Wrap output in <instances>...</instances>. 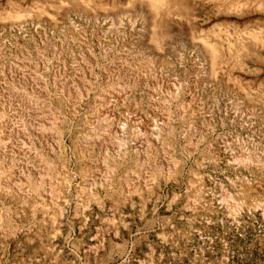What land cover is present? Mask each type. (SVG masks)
<instances>
[{
	"label": "rangeland",
	"instance_id": "1",
	"mask_svg": "<svg viewBox=\"0 0 264 264\" xmlns=\"http://www.w3.org/2000/svg\"><path fill=\"white\" fill-rule=\"evenodd\" d=\"M219 1L225 0H196L184 16L178 13L181 9L164 4L153 10L139 3L133 8L129 0H0V69L21 57L36 60L35 50L51 58L47 46L52 43L70 50L67 60L73 66L80 67L83 58L100 73L111 53L133 39L127 49L151 60L137 70H148L154 61L157 75L174 82L168 90L181 91L176 100L169 99L167 90L157 92L164 101L158 108L173 111L171 124L176 128L175 136H159V149L171 156L168 166L158 177L146 174V185L139 193L130 192L128 199L118 196L120 180L111 187L87 182L91 168L86 156L97 158L104 168L121 161L125 172L146 166L158 149H140L131 137L126 143L114 139L113 150L97 149L91 141L95 136L76 121L65 134L64 150L52 154L28 131V141L22 140L30 149L28 162L39 167L41 155L52 161L53 168L45 171L52 186L48 182L49 198L41 196L38 202L43 205L37 210L0 188V264H264V46L261 36H253L264 29V4L232 0L238 8L228 9L230 0L226 7ZM100 41L108 47L106 53L99 49ZM217 45L226 52L234 45L236 52L217 58L212 54ZM194 71L203 73L204 82L196 89L201 100L191 106L195 122L182 124L176 107L188 100L185 90L193 87ZM150 87L131 94L139 112L147 107ZM234 102L241 109L240 122L224 114L225 106ZM81 109L85 111V105ZM140 113L143 120L146 112ZM53 141L61 147L57 138ZM65 160L69 173L58 165ZM177 162L183 163L180 172L175 171ZM201 178L206 181L200 185ZM20 180L23 188L27 180ZM195 196L203 202L217 196L224 209L200 205ZM193 199L197 204L192 205Z\"/></svg>",
	"mask_w": 264,
	"mask_h": 264
},
{
	"label": "bare ground",
	"instance_id": "2",
	"mask_svg": "<svg viewBox=\"0 0 264 264\" xmlns=\"http://www.w3.org/2000/svg\"><path fill=\"white\" fill-rule=\"evenodd\" d=\"M129 1L130 4L132 3L131 4L132 6L137 5L139 3L140 6H148L152 10L154 8H157L161 4H164L167 5L169 8H171L172 10L181 9L178 13L179 14L183 13L184 16H186L189 15V12L191 10H193L195 4L194 2L196 0H129ZM199 1H202L204 3L210 2V0H199ZM230 1L231 4L228 6V9H237L238 3L233 2L232 0ZM259 2H261V4H264V0H259ZM227 3L229 2H226V0L219 1L218 5L226 7ZM133 8L135 7L133 6ZM166 22H164V24ZM259 30H260L259 33H255L253 34V36H261L260 38L263 43L262 45L264 46V29L259 28ZM236 33L237 30H235V34ZM240 36L249 38L246 35H243V33H240ZM132 41L133 39H130L129 44H126L125 42L124 46H122L116 52H113V54L111 53L112 59L109 60L108 63L103 65L101 69L99 68L100 73H95L92 70L93 67L90 63L91 61L87 62L83 58L82 59L80 58L82 60L81 62L79 61L80 67L73 66L74 64L72 65L70 62H68L69 59L67 60L68 55L71 54L70 52H68L70 50L69 49L61 50L62 47L61 48L59 47L60 48L59 49L57 47V44L55 46V44L51 45L52 43L49 44V46H47L48 50L51 51V55H52L51 58L47 57L46 54L42 53V50H40L41 52L39 50H35L34 54L33 53L32 54L35 55L33 57H36V60L32 59L31 57L20 56L21 58H19L17 62H14L15 64L12 63L13 65H10V63L9 65L7 64L5 65L3 64V66L1 65L2 68L0 69V188L3 194L13 195V197L14 194H18L21 197V199L24 200L26 204L27 203L30 204L33 209L37 210L38 207H42L43 204L41 205L38 202L39 198L41 196L42 197L48 196L49 198V189L46 190L47 188L46 185H48V182L50 185L52 184L50 183L51 180H49L50 178H48L47 173H45V171L47 169L50 171V169L53 168L51 167L53 164L52 161L46 162L47 160L45 161V158L41 155L39 161L40 166L39 167L37 166L38 168L30 165L32 164L28 162L29 160L28 154L30 153L29 152L30 149L28 151V149L26 148L27 142L26 144L23 142L27 137L26 133L28 131H32L33 134L35 135V139L40 144L41 148L45 146L47 147L48 152L52 154H56L58 150L59 151L64 150L65 134L70 130V127L76 121L82 124V129L86 130L85 131L86 133L95 136V139L93 138L94 140L91 139V141L94 142L93 146L97 147V149H106L105 151L113 150V148H115L118 139H121V142L122 141L125 142L128 141L131 137L136 140V145L138 144L140 146V149L141 146L149 145L150 147L153 146L155 147V149L159 150L158 152L155 153V155H150L148 156L149 158L145 157L147 158L146 160L148 164L146 166L148 168L143 164L142 165L144 168L139 167L138 164L135 170L132 171L127 170L125 172L121 170V166H122L121 161H119V163H117L116 165L113 166L107 165L108 168H104V166L100 164L97 158L96 160H93L89 156L90 154L88 155L86 151V154L88 155L86 157H88V159L87 162L86 161L85 162L87 165L90 166L91 171L87 176L88 180L87 179L85 180H87V182L90 183L91 185H98V184L101 185L105 183L107 186L111 187L113 186V184H115L117 181L120 180L123 182L122 185L123 188L121 189L120 192H118L119 193L118 196L120 199H128L130 192L139 193L140 189H142L141 188L142 184L146 185L145 184V181L147 180L146 174H148V176L151 177L152 176L158 177L159 175H161V170H163L164 167L168 166L167 165L168 164L167 162H169L168 158H170L171 156L169 155L168 157L165 156L166 154H164L159 149L160 148L159 136L164 132H167V134L169 133L170 135L175 136L176 128L173 124H171V122L174 121V120L172 121V117H171L173 111L169 112L167 111L168 110L167 109L164 112L158 108L160 107V105L163 106L164 101H162L159 97H157L158 96L157 92L158 91L160 92L161 90H162L161 92H164L167 90L169 91L168 93L170 95L169 99L171 98V100H176L179 98V96H181L180 95L181 91L171 92L170 91L171 89L168 90L170 87L173 88L172 86L174 85L173 84L174 82H172L173 81L172 80L171 81L172 83H170L171 79H169L168 81L167 80L168 78H166L165 76L162 77V75H157L159 71L158 68L156 67L157 63L153 64L154 61H152L153 62L152 64L150 63L148 70H144V71L137 70L138 68L139 69L141 68L140 66L144 68L143 67L144 64H147L151 60L147 62L145 58L143 59L142 57L143 54L139 55L141 54L140 52H138L139 54H136L135 52L133 51L131 52L130 50H128L127 48L129 47V45L132 44ZM69 44L67 45L71 47ZM67 45L65 43V46ZM156 45H158V43ZM217 47L214 48V50L212 51L213 52L212 54L216 55L217 58L225 59L226 53L233 56L234 52H236L234 45H231L227 49V52L225 51L223 46L219 47L217 45ZM99 49L102 52L106 53L108 47L103 42H101L99 43ZM3 51L4 49L1 48L0 52L2 53ZM122 53H124L126 57L121 56ZM26 55L28 54H25L24 56ZM17 57H19V54L17 55ZM92 61L94 62V59ZM194 72H195L194 73L195 76L192 79L193 87L191 89L185 90L188 99L185 101L188 103L185 102L183 105H181L180 102V105H177L176 107V112L179 116V119L183 121L182 124H184V121L193 123L194 121L193 118H195L194 114L196 113L194 109H191V106L196 104V102H198V100L201 98L198 90L196 89L197 87L201 86V84L204 82L202 77L203 73L200 72L202 74L201 76V74L198 71H194ZM145 73L146 75H144ZM145 84L146 86L149 85L152 87L149 88L150 95L148 96L147 107L144 110L140 111V112H146V116L142 120L140 115L141 113L138 111L139 103L130 100V97L134 91L136 92V90L142 89V86L146 88V86H144ZM91 95H93V99L88 100V98ZM238 104H235V102L230 103L224 108L225 117H228L234 122H240L243 120L241 109ZM83 105H85V111H82L81 109ZM210 110L215 111V108L214 109L211 108ZM198 113L201 112L199 111ZM205 113H207V111L202 112L201 114H205ZM138 115L140 117H137ZM189 137L192 138L195 136L189 135ZM54 138H57L58 143H60L59 145H61L62 149L58 145L56 146V142L53 141ZM12 139H14L15 143L18 142L17 144H15L16 146L13 143H12L13 145H10L9 142H8L9 145L7 144V141L11 142ZM114 139H116V143L113 142ZM21 141L23 142L22 144L19 143ZM118 145H120V143ZM191 145L192 147L193 146L197 147L196 146L197 144L196 145L191 144ZM161 146L163 147L164 144ZM44 149L46 148H43V150ZM234 151L231 152L233 156L236 155ZM103 159L104 158H102V160ZM141 162L144 163L145 161L143 160ZM15 163L17 164V168L14 167ZM176 164H175V169H176L175 171L180 172L183 163L177 162ZM58 165L64 171L68 173L70 172L69 164L66 162V160L61 161V163H59ZM21 178L27 180L29 187H27V183L24 184L25 187L24 186H22L23 188L19 187L20 184L18 181ZM149 180L156 181L155 178L149 179L148 177V181ZM152 181L148 183L151 184ZM204 181H206V178H201L200 185L204 184ZM147 186L149 185L147 184ZM147 186L145 187L143 186V187L146 188ZM196 195L199 197L202 196L200 193H196ZM51 198L54 199L52 196ZM198 199L200 200L201 198ZM222 201L223 200H221V198L218 199L217 196L216 198L212 196V198H208L204 202L201 201L199 204L201 205L203 203H206L210 207H212L214 211L220 212L224 209V203ZM197 202L198 201L195 200L192 201V205L197 204ZM56 211L57 213H59L61 212V209L57 207Z\"/></svg>",
	"mask_w": 264,
	"mask_h": 264
}]
</instances>
